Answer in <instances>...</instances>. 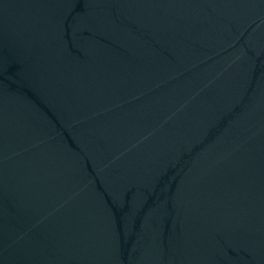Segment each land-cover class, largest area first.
I'll list each match as a JSON object with an SVG mask.
<instances>
[{
    "label": "water",
    "instance_id": "95a60500",
    "mask_svg": "<svg viewBox=\"0 0 264 264\" xmlns=\"http://www.w3.org/2000/svg\"><path fill=\"white\" fill-rule=\"evenodd\" d=\"M0 264H264V0H0Z\"/></svg>",
    "mask_w": 264,
    "mask_h": 264
}]
</instances>
